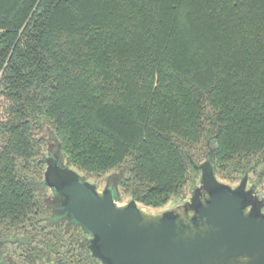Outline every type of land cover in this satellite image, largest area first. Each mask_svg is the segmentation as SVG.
<instances>
[{"label": "trees", "instance_id": "16d2710c", "mask_svg": "<svg viewBox=\"0 0 264 264\" xmlns=\"http://www.w3.org/2000/svg\"><path fill=\"white\" fill-rule=\"evenodd\" d=\"M2 72L0 242L30 264H102L26 180L46 122L81 171L130 159L121 190L153 209L187 186L204 139L223 177L264 162V0H0Z\"/></svg>", "mask_w": 264, "mask_h": 264}, {"label": "water", "instance_id": "95a60500", "mask_svg": "<svg viewBox=\"0 0 264 264\" xmlns=\"http://www.w3.org/2000/svg\"><path fill=\"white\" fill-rule=\"evenodd\" d=\"M52 138L56 146L44 161L42 182L26 180L51 191L47 222L80 228L102 264H264V198L248 186L247 175L238 186L219 182L212 151L203 164L191 162L201 180L190 198L154 211L137 199L121 202L119 176L102 190L83 179Z\"/></svg>", "mask_w": 264, "mask_h": 264}, {"label": "rangeland", "instance_id": "374dc122", "mask_svg": "<svg viewBox=\"0 0 264 264\" xmlns=\"http://www.w3.org/2000/svg\"><path fill=\"white\" fill-rule=\"evenodd\" d=\"M0 103L4 104V100L0 98ZM0 107V111H1ZM1 115V113H0ZM54 128L52 125L48 122L42 126V128L36 130V137L38 140H41L42 144L40 146L41 148V153L35 156V159L32 163V166L30 170L28 171V175L30 179L36 184H39L42 182L44 178V172L46 169V164L44 163L45 159L49 157V149L53 148V146H56L55 140H53V135H56L54 132ZM212 143L211 141H208L204 139L202 144L193 147L189 153L192 157V161L197 163V164H203L207 160V155L212 151ZM66 161V160H65ZM131 164V160L128 159L122 166L118 167L117 169L105 173V174H90L84 171L79 170L78 168L72 166L74 170H76L78 173L82 174L83 179L88 180L92 184H96L100 190L104 189L105 186L107 185V180H109L110 177L115 176V177H120V181L128 178L129 176V166ZM233 165H230L231 167H228V171L226 173H229L233 169ZM241 167L244 166L243 172L241 174H235L233 177H223L221 174L217 173L216 170V176L219 182L225 183L231 186H238L242 178L247 175V182L249 187H254L260 197L264 198V162L261 157H253L249 158L246 160H242L240 164H238ZM190 180L187 186L182 190V192L177 196L172 198V200L168 203L167 206L159 209H153L151 210L154 211H165L169 210L178 204H181L185 201H187L191 194L192 190L194 187L200 185V180H201V172H195L191 171L190 173ZM39 189L40 192H44V198L47 202H51V191L49 189ZM122 198L124 202L130 201L132 197V192L125 193L122 191ZM140 206H144L142 203H139ZM47 205V204H46ZM1 230H8L10 229H4L1 228ZM3 242H5L0 248V253L3 258H7V264H30L29 259H28V253L30 252L27 250L25 246L18 245V244H10L9 240L3 239Z\"/></svg>", "mask_w": 264, "mask_h": 264}, {"label": "built area", "instance_id": "2783aa9c", "mask_svg": "<svg viewBox=\"0 0 264 264\" xmlns=\"http://www.w3.org/2000/svg\"><path fill=\"white\" fill-rule=\"evenodd\" d=\"M2 76H3V72L0 74V84H1Z\"/></svg>", "mask_w": 264, "mask_h": 264}]
</instances>
